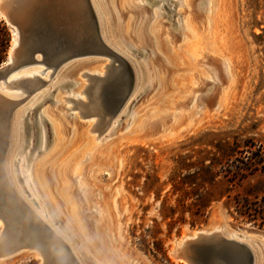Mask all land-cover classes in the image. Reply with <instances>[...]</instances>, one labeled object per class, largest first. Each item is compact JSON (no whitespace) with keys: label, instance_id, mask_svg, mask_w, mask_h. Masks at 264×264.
<instances>
[{"label":"rangeland","instance_id":"374dc122","mask_svg":"<svg viewBox=\"0 0 264 264\" xmlns=\"http://www.w3.org/2000/svg\"><path fill=\"white\" fill-rule=\"evenodd\" d=\"M96 1L111 48L132 65V89L117 115L100 120L91 96L96 82L84 75L104 79L119 66L108 57H95L65 64L50 81L40 76L45 85L6 90L7 95L24 92L13 100L25 98L12 114V123L21 116V139L8 153L22 177L16 181L18 191L66 239L80 264H183L170 255L173 243L213 227L247 237L264 254V227L239 218L225 201L213 204L206 223L195 227L186 223L169 231V220L159 216L164 199L169 206L175 203L170 180L178 158L191 156L186 161L195 162L224 143L239 150L264 146V0H217L213 14L209 0ZM6 27L7 59L13 33ZM104 65L102 74L95 72ZM34 69L43 67L17 74ZM76 91L84 92L86 107L68 111L72 104L63 98ZM25 92L34 95L27 99ZM31 118L38 126L34 143L20 128ZM248 189L264 196V169L246 178L235 193L244 195ZM22 227L23 220H16L10 233L23 238ZM58 248L67 254L65 247ZM41 263L34 251L0 261Z\"/></svg>","mask_w":264,"mask_h":264},{"label":"water","instance_id":"95a60500","mask_svg":"<svg viewBox=\"0 0 264 264\" xmlns=\"http://www.w3.org/2000/svg\"><path fill=\"white\" fill-rule=\"evenodd\" d=\"M92 6L91 0H0V13L17 34L16 46L0 65V83L7 85L14 82L16 79L11 77L8 80L9 77L30 65L42 64V71L51 70L53 75L73 60L108 57L121 68H110L104 79L96 77V87L91 95L96 99L93 106L101 119L110 116L111 120L117 115L133 86L132 65L114 54L103 41ZM43 82L37 76L33 81L26 80L22 84L33 86ZM120 86H124L123 93L118 92ZM5 106L0 101V208L4 206L9 215L12 213L7 210L15 208V214L23 220L22 230L27 240L20 238L14 243L6 242L4 231H1L0 261L23 251H34L41 257L46 256L47 262L42 258L41 264H70V256L59 248L54 249L53 237L47 229L21 208L10 192L3 164L11 137L13 108ZM29 121L24 138L31 136L34 143L38 126L32 118ZM170 255L175 262L183 264H256L257 260L255 252L246 242L210 230H198L175 241Z\"/></svg>","mask_w":264,"mask_h":264},{"label":"trees","instance_id":"16d2710c","mask_svg":"<svg viewBox=\"0 0 264 264\" xmlns=\"http://www.w3.org/2000/svg\"><path fill=\"white\" fill-rule=\"evenodd\" d=\"M9 43V30L4 21H0V64L6 59ZM252 148L239 150L224 143L213 147V152H205L195 162L186 161L191 156L178 158L179 167L170 180L175 203L169 206L164 199L159 206L162 221L169 220V231L186 223L190 227L206 223L212 205L221 201L230 204L239 218L254 224L258 222L260 227H264V196L259 198L251 189L244 195L235 193L246 178L264 169V146ZM147 185L145 183V190ZM155 200H159V195H155ZM153 245L157 248L158 243Z\"/></svg>","mask_w":264,"mask_h":264},{"label":"bare ground","instance_id":"6f19581e","mask_svg":"<svg viewBox=\"0 0 264 264\" xmlns=\"http://www.w3.org/2000/svg\"><path fill=\"white\" fill-rule=\"evenodd\" d=\"M92 1V7H93V9H94V11H95V13H96V16H97V19H98V23H99V30H100V33H101V35H102V38H103V41L106 43V44H108V46L111 48V44H110V42L108 41V39H107V36H106V34H105V32L103 31V26H104V24L106 23V21H105V18H103V12L101 13V10H103V9H101V8H99V5H98V3H97V1L96 0H91ZM102 1V0H101ZM111 1H113L114 2V0H111ZM111 1H109V3L112 5V6H114L113 4V2H111ZM161 1V0H160ZM106 2H107V0H106ZM209 2H210V8H209V12H210V14H213V12H214V9H215V7H216V3H217V0H209ZM113 3V4H112ZM108 4V3H107ZM163 5H164V7H165V9H166V7H168V5H167V3L166 2H163ZM220 5V4H219ZM108 13V12H107ZM106 13V14H107ZM108 15V14H107ZM0 16L2 17V14L0 13ZM117 26H118V32H120V30H119V22H118V20H117ZM105 28V27H104ZM12 33H13V36H12V45H11V48H10V52L14 49V47L16 46V44H17V34H16V32H15V30H13L12 29ZM112 49V48H111ZM9 52V53H10ZM112 52L115 54V52L113 51V49H112ZM120 58H122L123 60H126L127 61V59H125V57L123 58V57H120ZM35 66H41V67H43L42 66V64H37V65H30V66H28V67H23V68H21L20 70H18V71H16L12 76H10L9 77V79L8 80H10L11 79V77L13 78V79H16L14 82H12V83H10V84H7V85H3L2 83H0V101L1 102H4L5 104H7L10 108H13V110L16 108V107H19L20 105H22V103L25 101V98H23V99H16V100H13L14 98H12V97H14V96H19V95H22V93H24V92H14V93H12V94H10V95H7V93H6V90L7 91H11V90H17L18 88H23V85H26V84H22L23 82H25L26 80H32L33 81V79L34 78H36L37 76H43V77H45L48 81H50V78H51V76H52V74H50V73H45V71H42V69H34V70H31V71H28V72H22V73H20V74H17V73H19L21 70H23V69H30V68H32V67H35ZM105 69V65L104 66H102V67H100V69L99 70H96L95 72H97V73H100V74H102L103 72V70ZM147 71V70H146ZM149 71V70H148ZM45 73V74H44ZM149 73V72H148ZM147 72L145 73V75L146 76H150V74H148ZM152 73V72H151ZM85 74V73H84ZM82 75V74H81ZM89 81H95V80H97L96 79V75H94V77L93 76H90V75H87V74H85L84 75ZM82 78V77H81ZM93 78H95V79H93ZM97 78H99V77H97ZM38 84H41V85H45V82H43V83H38ZM58 84V83H57ZM57 86H59V85H57ZM42 87H44V86H41V87H39V88H37V90L35 91V92H33V93H36L37 91H39L40 89H42ZM45 91V90H44ZM44 91H41V92H38L37 94H35V96H33V98L34 97H36V96H38V95H41V94H43L44 93ZM27 93V94H26ZM33 93H31V92H25V94H26V98L28 99V97H30L31 96V94L32 95H34ZM83 93L84 92H82V91H76L75 92V94L74 95H70L69 97H64L63 99L66 101V102H68V103H71L72 104V107L70 108V109H67L68 111H70L71 109H75V108H79V107H86L85 106V104H83L82 103V101H81V96L83 95ZM87 99L89 100V97H88V93H87ZM92 97H93V105H94V103H96V99H94V96L93 95H91ZM44 98V97H43ZM42 99V98H41ZM62 99V98H61ZM60 101V99L59 100H57V103ZM34 106V105H33ZM34 109H32V111H33ZM93 111L94 112H96L95 110H94V106H93ZM24 112V111H23ZM98 114V118L100 119V120H103V119H101V117H100V115H99V113H97ZM13 116V115H12ZM20 117L21 116H19L18 117V119H20ZM18 119H17V116H16V118H15V122L14 123H12V121H11V124H10V131H11V137H10V141H9V147H8V151H7V154H6V156H5V158H4V164H3V168H4V171H5V173H6V177H7V179H8V182H9V184H10V189H11V194L14 196V198H15V200L18 202V205L21 207V208H23L27 213H29V214H31L37 221H39L44 227H45V229H47V231H48V233L53 237V243L54 242H56L59 246H62V247H65V249H66V251H67V256L69 255L70 256V261H71V263L70 264H80L79 262H78V260L74 257V255L72 254V252L68 249V246L66 245V243H65V240L66 239H64L62 236H61V234L58 232V230L56 229V228H54V225H52L47 219H46V217H45V215H43V214H41V211H38V210H36L35 208H33L32 207V205L31 204H29V202H27V200L22 196V194L18 191V185L16 186V184L17 183H19L21 180H22V177H20V173H18L17 172V168H15L14 166H15V162L13 161V158L12 159H10L9 158V160H8V153H12V151H13V149H14V145H15V142H16V140H17V142L19 143L20 141H19V138H20V136H19V134H18V129H19V121H18ZM105 119H110V116H106L105 117ZM12 120H13V118H12ZM30 124V122L28 123L27 121H23V123H21V126H20V128L22 129V131L24 132V130H25V126L26 125H29ZM14 125V131L12 130V126ZM14 137V142L12 143V138ZM21 139V138H20ZM33 143V142H32ZM18 147H19V145L16 147L17 148V151L19 150L18 149ZM24 158V157H23ZM22 158V159H23ZM21 158H20V160H22ZM25 159H23V162H25L24 161ZM8 161V162H7ZM13 161V162H12ZM22 162V161H21ZM23 165V164H22ZM11 174L13 175L14 174V176H15V178H16V180H14V179H12V177H11ZM22 174V173H21ZM13 176V177H14ZM28 177V176H27ZM21 178V179H20ZM16 181H17V183H16ZM28 185V183L27 182H24V183H21V185H20V187H21V189L25 192L26 190H25V186H27ZM39 209V208H38ZM41 209V208H40ZM7 212L8 213H12V214H7L6 213V208H4V206H2L1 208H0V221L3 223V228H2V230L1 231H4V235H5V240H7L6 242H9V243H14V242H17L18 241V239H16V237L12 234V233H10V231H11V228H12V225H13V222L14 221H16V220H20L19 219V217H18V215L17 214H15V208L13 207V209L12 208H10V209H8L7 210ZM210 231H213V232H220V233H222L224 236H226L227 238H234V239H236V240H239V241H246V243L253 249V251L255 252V254H256V256H257V260H256V264H262L263 263V261H264V254H263V250H259L255 245H254V243L251 241V240H249L247 237H240V236H236L235 234H227L225 231H223L222 230V227H213V228H211V229H209ZM0 231V232H1ZM8 233V234H7ZM193 235V234H192ZM27 235H25V233H24V237L23 238H25V240H27V237H26ZM261 238H263L264 239V235H262V237ZM55 243V246L57 247L58 245ZM43 255V254H42ZM42 258H44V261H46L47 262V260H46V256H44L43 255V257H41V259ZM3 260H5V259H3ZM2 261V260H1ZM42 261H43V259H42ZM43 263V262H42Z\"/></svg>","mask_w":264,"mask_h":264}]
</instances>
